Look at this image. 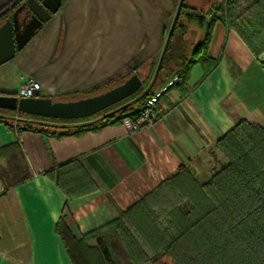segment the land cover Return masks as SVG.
I'll return each instance as SVG.
<instances>
[{
    "label": "crops",
    "instance_id": "1",
    "mask_svg": "<svg viewBox=\"0 0 264 264\" xmlns=\"http://www.w3.org/2000/svg\"><path fill=\"white\" fill-rule=\"evenodd\" d=\"M18 1L0 0V14ZM178 4L62 0L36 35L0 65V74L13 75L14 92L32 74L43 91L51 87L43 81L55 83L73 61L80 77L88 74L86 82L147 62L163 51ZM240 7L238 22L242 18L243 23L262 24L254 30L241 24L238 28L264 37V0H241ZM182 16L198 30L192 50L210 29L207 55L218 63L203 78V66L193 64L185 84L188 92L181 96L175 88L164 91L160 114L151 123L129 127L123 121L79 135L46 136L18 133L0 122V148L15 141L19 146L16 156L0 158V264H72L55 233L60 216L65 215L79 238L116 218L179 168L198 174L213 163L218 167L223 157L214 143L239 120L264 125V65L258 59L262 52L255 55L236 28L216 18L210 3L205 10H182L179 19ZM27 50L30 64L25 67L17 59ZM10 88L6 82L0 91L12 92ZM71 160L82 165L95 189L67 198L45 172Z\"/></svg>",
    "mask_w": 264,
    "mask_h": 264
},
{
    "label": "trees",
    "instance_id": "2",
    "mask_svg": "<svg viewBox=\"0 0 264 264\" xmlns=\"http://www.w3.org/2000/svg\"><path fill=\"white\" fill-rule=\"evenodd\" d=\"M23 1L19 0L11 10L1 13L0 24ZM206 1L216 10L217 19L238 30L255 55L264 52V37L246 35L238 28L241 24L243 28L247 26L254 30L258 24H262L256 21L243 23L242 18L238 22V16L242 15L239 11L241 0ZM186 9L201 11L181 0L151 81L143 87L141 80L139 90L124 102L121 101L122 104L90 117L73 120L0 109V122L18 133L33 131L46 136L79 135L125 119L134 121L145 101L174 74L177 79L170 88L177 89L181 96L185 95L188 92L185 84L193 64L203 66V78L218 63V59L207 55L209 28L189 56L169 52L173 31L176 28L181 32L186 30V25L177 23L180 12ZM0 94L16 96V91H0ZM88 96L91 94L80 98ZM214 144L225 160L203 183L181 167L121 211L116 218L79 238L71 232L65 215L60 216L55 223V233L71 263L264 264V125L239 120ZM18 152L19 146L15 141L0 148V158L8 154L16 156ZM45 174L67 198L95 189L90 176L75 160L58 165Z\"/></svg>",
    "mask_w": 264,
    "mask_h": 264
},
{
    "label": "water",
    "instance_id": "3",
    "mask_svg": "<svg viewBox=\"0 0 264 264\" xmlns=\"http://www.w3.org/2000/svg\"><path fill=\"white\" fill-rule=\"evenodd\" d=\"M179 1L177 12L179 11ZM62 0H24L0 24V65L11 60L36 35L55 14ZM171 30L169 32V35ZM168 35V37H169ZM142 82L138 74H132L122 83L104 92L74 100H53L51 97L17 98L0 94V109L18 113L73 120L96 115L135 94Z\"/></svg>",
    "mask_w": 264,
    "mask_h": 264
},
{
    "label": "rangeland",
    "instance_id": "4",
    "mask_svg": "<svg viewBox=\"0 0 264 264\" xmlns=\"http://www.w3.org/2000/svg\"><path fill=\"white\" fill-rule=\"evenodd\" d=\"M185 3L188 6H193L197 8L198 10H205L208 8V2L206 0H185ZM177 23L181 25H186L187 31L185 32V34L180 33L179 28L174 31L173 37L170 39L169 43V52L171 54H176L177 52L189 56L192 50L191 44L194 43L195 36L197 35L198 30L190 22H188L187 18H185L184 16H182L180 19L178 18ZM29 52L30 50L18 53L17 61L19 64H22L25 67L30 64ZM56 56H59V54H56ZM157 61L158 57L144 63L135 62L132 63L131 66L129 65L122 69H116L115 71L112 70L107 73L106 76L101 77L97 81L90 80L87 82L84 79L88 76V74L84 79L80 77L82 72L79 70H74L77 64L75 63V61H73L71 64H69L71 68H66V70H64L65 73L63 72L62 78H59V80L55 81V83H51L52 81L50 80L48 82L42 80L45 85H51L48 90L43 89L42 96H51L56 100L63 101L79 99L82 96L97 94L102 90H106L107 88L119 85L132 74H138L143 82V87H146L151 81L154 70L156 68ZM66 64L68 66L67 62L64 65ZM29 76L34 77L32 74H29L28 77ZM12 77L13 75L0 74V86L3 85V83L8 82L11 83V88L8 90H16L17 84L14 80H12ZM122 102L117 103L115 106L122 104ZM219 153L222 155L220 151ZM224 160L225 159L223 157V162ZM219 166L217 167L215 163H213L203 173L199 172L198 174H194L189 171L188 172L200 183H203L210 178V176L219 168Z\"/></svg>",
    "mask_w": 264,
    "mask_h": 264
},
{
    "label": "built area",
    "instance_id": "5",
    "mask_svg": "<svg viewBox=\"0 0 264 264\" xmlns=\"http://www.w3.org/2000/svg\"><path fill=\"white\" fill-rule=\"evenodd\" d=\"M259 61L262 65H264V52H262L258 56ZM177 77L174 76L171 78L168 83L159 91H157L153 96L149 97L144 105L143 109L138 115V117L134 121H130L128 119L124 120V123L131 127H140L142 125L151 123L154 119H156L159 114V102L161 95L164 91H166L174 81H176ZM42 96V86L41 83L32 76H29L25 79V81L18 87L16 91L17 98H32V97H40Z\"/></svg>",
    "mask_w": 264,
    "mask_h": 264
}]
</instances>
